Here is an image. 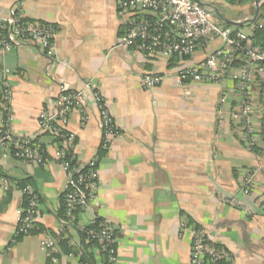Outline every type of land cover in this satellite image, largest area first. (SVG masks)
I'll use <instances>...</instances> for the list:
<instances>
[{"label": "crops", "instance_id": "crops-1", "mask_svg": "<svg viewBox=\"0 0 264 264\" xmlns=\"http://www.w3.org/2000/svg\"><path fill=\"white\" fill-rule=\"evenodd\" d=\"M199 1L219 23L214 8L238 22L251 18L255 7L254 0H243L240 14L230 17L218 8L228 7L226 0ZM13 5L30 19L54 24L57 32L50 53L31 45L9 52L0 47V109L5 88L9 109V122L0 117V125L11 136L38 137L47 151L43 165L0 153V172L14 181L7 190L0 183V264H79L80 254L67 249L79 242L73 228L64 230L69 243L59 247L55 263L39 244L62 227L58 209L66 174L54 157L53 135L38 130V114L51 111L62 90L75 89L83 90L84 101L70 111L67 129L77 160L97 156L100 186L78 225L99 218L114 228L112 264H191L192 227L181 228L183 217L207 234L210 246L230 253L227 264H264V85L254 89L249 117L259 140L250 150L230 120L239 101L233 79L182 82L176 75L218 42L200 46L186 60L147 58L114 47L124 28L115 0H0V15ZM243 24L252 32L253 22ZM145 73L160 74L161 83L142 89ZM86 83L102 96L119 128L107 149L99 147L97 108ZM247 174L253 176L250 184L244 183ZM15 181L40 196L37 229L18 239L23 195ZM95 264H101L99 255Z\"/></svg>", "mask_w": 264, "mask_h": 264}, {"label": "built area", "instance_id": "built-area-1", "mask_svg": "<svg viewBox=\"0 0 264 264\" xmlns=\"http://www.w3.org/2000/svg\"><path fill=\"white\" fill-rule=\"evenodd\" d=\"M116 11L124 22L122 35L114 46H124L143 54L145 57L161 55L170 58L172 55L192 56L205 44L218 42V46L209 51L202 60L184 65L177 71L182 82L205 81L220 84L226 77L233 79V89L239 95L237 108L230 114V120L240 131V135L251 149L259 140L256 130L252 127L249 117L254 96V89L264 85V48L254 46L251 34L247 35L239 28L232 34L231 28L224 27L215 19L212 9L200 4L199 0H115ZM248 20L242 19L238 22ZM264 28V19L259 23ZM56 26L50 22L28 18L18 6H11L7 15H0V47L9 52L21 45H31L44 53L54 48ZM235 60L239 65L233 66ZM162 81L158 73H145L140 77V86L144 90H153ZM84 88L89 91L90 98L97 108L98 126L100 131V149H107L112 140L119 136V128L110 111L104 104L102 96L93 91L86 83ZM8 90H4L1 107H8ZM227 96L220 98L225 102ZM84 101L83 90H62L55 98L51 111L42 110L38 114V130L58 136L59 142L54 157L66 174L64 197L68 224H73L76 209L83 210L96 198L99 190L97 156L80 161L74 156L75 138L67 129L68 116L73 107ZM1 113V112H0ZM2 118V113L1 116ZM9 122V119L6 121ZM0 125V153H8L21 161L46 164L47 151L44 147L32 144L30 136H11ZM71 157L67 158V151ZM246 175L245 184L252 178ZM1 187L7 190L12 182L0 176ZM25 204L20 208L15 236L36 229L39 212V199L35 191L26 186L21 189ZM237 203V202H234ZM259 203H264L261 198ZM61 225V224H60ZM181 228L187 226L185 219L180 221ZM113 227L109 223L97 231L88 234L98 239L103 249L107 250L110 261H114L115 248ZM61 227L58 228V233ZM207 234L203 230H192L191 264H204L203 257L209 255L212 261H230V253L208 245ZM40 247L52 262H56L58 240L50 235L42 237Z\"/></svg>", "mask_w": 264, "mask_h": 264}, {"label": "trees", "instance_id": "trees-1", "mask_svg": "<svg viewBox=\"0 0 264 264\" xmlns=\"http://www.w3.org/2000/svg\"><path fill=\"white\" fill-rule=\"evenodd\" d=\"M227 2H229L230 4H235L237 2L241 3L243 0H226ZM258 4V12L256 15V18L253 20V25L254 28L251 32V40H252V44L254 46H258L260 48H264V28L261 26H259V23L264 19V0H258L257 1ZM255 7L252 8V12L254 11ZM220 23L227 28H231L232 30V34H234L236 32L237 29H239L240 27H242L244 24H232L231 20L225 18L222 19L220 17H218ZM248 23V22H247ZM57 30V28H56ZM201 45H204V42L200 43ZM191 56L189 55H183V56H179L177 54H174L170 57V61L175 60H186L188 58H190ZM239 61L235 60L233 63V66H237L239 65ZM3 97V94H1V99ZM8 106V105H7ZM0 112L2 113V118L4 120H8L9 117V109L8 107L5 109L4 107H1ZM264 133V128L262 129V132ZM43 134H48V133H43ZM53 141L56 143V145H58V142L60 141L58 136H53ZM32 144L34 145H39L40 147H43L42 144L39 143L38 141V137H32ZM75 146V144H74ZM256 146V144H253L252 149H254ZM74 150V149H72ZM71 150L67 151V158L71 157ZM0 176H4L6 178H8V180L10 182H14L11 181L10 178L4 174H2L0 172ZM15 183L17 184V186L21 189H23L26 186H30L35 193L38 195V199L40 200V196L39 193L35 190V188H33L31 185L27 184V183H20L19 181ZM62 200L60 201V205H59V209H58V220L61 221V232H59L56 235H52L49 234L50 236L57 238L58 240V249L60 246L63 245H68V238L66 236H63L64 230L66 228H73L79 238V242L75 247H71L70 245H68L69 247L67 248L69 252L72 253H79V264H95V255H99L100 259H101V264H112L115 259H116V254H115V258L114 261H110L109 257H108V252L107 250L103 249L101 246V243L98 239L92 238L88 232L89 231H97L99 229H101L104 226V222L103 220L97 218L95 219L92 223L86 225V226H79L78 225V217L80 212H82L79 209H76L75 211H73V213L76 215V220L74 221L73 224H68L66 220H68L67 218V213H66V204H65V197H64V192L62 195ZM25 204V198L24 196L22 197V201H21V207H23ZM185 219V221L187 222V226L186 227H192L193 231L196 230H202L199 226L195 225L191 219H189L188 217H183ZM36 229H37V224H36ZM35 231V230H32ZM114 228L112 230L113 233V242L111 243V246L113 248H115V252H116V238H115V232H114ZM31 233H25V234H21L19 236H17L16 238L18 239L19 237L23 236V235H27ZM210 246V244H208ZM212 247V246H211ZM213 248H218V247H213ZM219 249V248H218ZM59 251V250H58ZM58 253V252H57ZM57 253L55 255L56 259H57ZM204 260V264H227V262L225 260H217V261H212L211 257L209 255H205L203 257Z\"/></svg>", "mask_w": 264, "mask_h": 264}, {"label": "rangeland", "instance_id": "rangeland-1", "mask_svg": "<svg viewBox=\"0 0 264 264\" xmlns=\"http://www.w3.org/2000/svg\"><path fill=\"white\" fill-rule=\"evenodd\" d=\"M239 7H240V3L239 2L238 3H235V4H229L228 7H226V8L225 7L222 8L221 6L218 5L219 11H221L223 14L228 15L230 17H235V16H237V15L240 14L239 13V9H237ZM241 29H242L243 33L249 35L250 32H251L252 27L250 25H243L241 27ZM249 176L251 178H253L252 174H250ZM41 240H42V238L40 239V242H41ZM40 242H39V244H40Z\"/></svg>", "mask_w": 264, "mask_h": 264}, {"label": "water", "instance_id": "water-1", "mask_svg": "<svg viewBox=\"0 0 264 264\" xmlns=\"http://www.w3.org/2000/svg\"><path fill=\"white\" fill-rule=\"evenodd\" d=\"M257 1H258V0H254L255 9H254V12H253V15H252L251 18H249L248 20L241 21V22H231V23H232V24H243V23H246V22H250V23L253 22V20L256 18L257 12H258V4H257ZM200 4H202V3L200 2ZM202 5H204V4H202ZM214 12H215V14H217L220 18H222V19L225 20V18L222 17V16L220 15V13L218 12V10H217L216 8H214Z\"/></svg>", "mask_w": 264, "mask_h": 264}]
</instances>
